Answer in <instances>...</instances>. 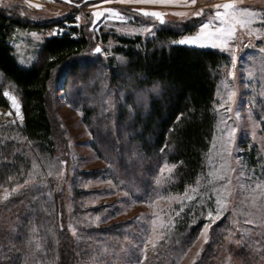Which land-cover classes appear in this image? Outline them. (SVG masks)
I'll use <instances>...</instances> for the list:
<instances>
[{"label":"trees","instance_id":"trees-1","mask_svg":"<svg viewBox=\"0 0 264 264\" xmlns=\"http://www.w3.org/2000/svg\"><path fill=\"white\" fill-rule=\"evenodd\" d=\"M66 21L61 19L39 25L0 10V109L9 110V102L3 95L8 85L18 94L24 117L23 127L0 131V150L8 151L11 165L20 172H29L33 160L30 158L35 154L56 156L59 147L55 142L56 126L51 118L49 101L52 88L65 78V88L72 86L81 91L80 84L86 88L94 81L89 79L92 75L87 71L101 65L103 82L114 94L115 103L106 98L108 110L117 113L115 126L120 129L129 126L126 127L127 136L118 130L114 135L104 136L94 130L92 135L110 142L118 155L127 139L133 153L151 161L145 168L149 172L147 178L142 176L139 166L133 168L122 157L117 162L118 170L126 174L130 167L136 179L139 178L133 183L138 188L140 185L148 187L152 197L184 195L196 187L202 194H208L209 189L213 191L219 187L218 180L209 183L212 177L206 176V162L219 122L217 94L224 79L223 71L231 65L230 57L218 50L176 44L181 37L192 34L198 23L170 25L159 29L153 38H144L114 32L96 35L90 24L80 30L66 29ZM53 27L66 29V32L57 31L55 36L44 41L43 50L49 58L39 66L22 67L12 45L15 33L23 29L41 31ZM99 41L110 54L109 60L95 63L85 59L84 54ZM81 72L84 79L68 82L71 77L78 78ZM100 92L99 86H94L87 94L95 103ZM136 94L146 96L145 101L135 105ZM122 95H125L124 104L120 101ZM82 107L86 125L90 126L95 118L98 126L106 127V122L97 118L99 107L106 108L103 104ZM259 155L252 147L244 156L243 163L249 171L258 172ZM108 162L113 165L112 160ZM163 166L171 167V172L162 173ZM50 171L44 167L38 183L0 204V220L5 222L0 224V264H125L126 257L118 260L112 254L120 249L119 246L133 255L132 262L127 261L129 263L178 264L197 240L205 221L206 199L186 203L166 226L163 238L155 248L143 250V237H137L134 226H95L85 219L87 210L76 202L80 201V194L75 195V202L71 200V210L79 216L78 221L68 223L76 217L71 218L66 207L65 189L49 175ZM56 174L52 172L53 176ZM201 178H204L202 183ZM38 209L40 212L30 221L29 217L35 215L32 212ZM7 210L12 211V215L6 216ZM56 210L63 216V227L57 226ZM70 227L76 229L79 236L73 235ZM127 227L131 229L127 230ZM243 229L240 232L250 237L251 226L246 225ZM232 232L229 220L216 223L209 235L210 244L198 264H232V258L226 260V251L235 253L234 244L225 242ZM235 254L234 262L237 257L245 262L250 259L244 253Z\"/></svg>","mask_w":264,"mask_h":264},{"label":"rangeland","instance_id":"rangeland-1","mask_svg":"<svg viewBox=\"0 0 264 264\" xmlns=\"http://www.w3.org/2000/svg\"><path fill=\"white\" fill-rule=\"evenodd\" d=\"M224 2L227 0H197L195 5L184 6L183 4L150 5L121 2V0H109L103 4H100V1L84 2L83 0H73L72 3L67 2V0H0V10L12 12L32 23L41 25L67 19L68 21L65 22L66 29L78 28L80 30L90 24V29L96 35H101L103 32H114L121 36L153 38L156 32L163 27L170 25L190 26L198 23L192 34L181 37L176 41V44L192 48L218 50L231 59V65L223 71L224 79L217 94L219 122L206 162L207 177L212 172L221 173L223 168L231 169L226 173L230 177L231 183L228 184L226 180H218L217 182L221 185L215 187L216 190H220L225 184H228L222 194L225 205L219 219L215 218L216 195L211 189L208 190V194H202L196 187L193 188L196 189L195 192L190 189L184 195L162 194L152 197V192L148 187L140 185L141 188H138L133 183L136 177L130 167L126 174L118 170L117 162L122 157L133 168L134 165L139 166L143 171L142 176L147 178L149 172L145 168L147 163L151 161L133 153L129 143H126L128 142L127 139L126 142H123L122 150L118 155L114 152L110 142L100 138L102 135H114L117 130L122 135L127 136L126 127L129 126L127 124L121 129L115 126L114 121L117 113L113 109H111L113 110L112 113L108 110L109 101L106 98L109 97L115 103L114 94L108 90L103 82L101 65L87 71L88 74L92 75L89 79L94 81H91L86 88L80 84L81 91H77L74 87L71 88L72 86L69 87L68 84V87L65 88V78H61L58 84L52 88L49 101L51 118L56 126L55 142L59 147L56 156L53 158L50 156L40 157L35 154L34 158H30L33 159L32 169L29 172L25 170L20 172L11 165L12 160L8 151L0 150V204L10 200L11 195L22 193L23 190L25 192L28 187L38 183L42 176V170L47 166L51 172L62 173V175L50 176L57 180L60 187H64V193L67 197V210L71 218L72 216L76 217V219L68 220V223L78 221L79 216L74 215L75 212L71 210L73 207L71 200L75 202V195L80 194L82 195L80 201L76 202L87 210L85 219H88L95 226L120 224L134 226L138 233L137 237H141V235L143 237L142 249L145 250L162 240L166 226L171 223L182 205L199 198L206 199L208 205L204 213L205 221L199 236L178 264H198L203 256V251L210 244L209 235L215 224L228 220L232 225L233 232L225 239V242L228 245L234 244L235 253H244L250 259L248 257L249 262H245L243 258L237 257L236 262H234L237 254L228 249L226 260L232 258L234 262L232 264H264V195H256L254 199L252 192L257 184L264 188V23L261 22V17L264 16V0H234L238 8L255 10L257 17L255 18L256 22L250 25L248 29L237 27L234 38L229 39L226 46L221 45L218 41L215 42L216 46H213L211 41H205L203 44L179 42L186 37L196 35L201 24L210 19L211 6ZM93 4L98 5V7H93ZM36 5H40V7H36ZM108 8L115 9L124 15V21L108 13L99 19L93 17L94 11H104ZM200 8L205 9V15H191V12ZM137 9L162 11L166 13L165 23L162 24L156 18L141 15ZM177 12H186L188 15L181 17L174 14ZM66 29L53 27L52 29L44 28L41 31L29 29L17 31L12 38V45L19 64L26 68L43 64L49 58V55L43 50L44 41L55 36L57 31L65 33ZM252 29L258 31H251ZM208 31H212V28H209ZM97 47L101 49L100 52L95 51ZM84 55L85 59H91L95 63H98L99 60L108 61L110 58L105 45L100 41L96 42L92 49ZM84 77L85 75L82 73L78 78L71 77L68 82L70 83L74 79L81 80ZM94 86H99L101 91L100 98L97 97L95 103L87 94L88 91H92ZM4 92H8L17 98L22 120L16 115L11 100L5 97L10 107L9 110L0 109V131L23 127V110L18 94L8 85L5 86ZM230 93L233 95L229 101ZM75 94L78 96L76 97ZM124 97L125 95L120 96L122 104L125 101ZM145 99L146 96L136 94L134 103L139 105ZM102 104L106 108L99 107L97 118H100L104 123L106 122V127L98 126L95 118L92 119L90 126L86 125L82 105L92 108ZM228 108H231L230 112L227 111ZM9 112L12 114L8 115ZM236 112L240 113L239 118H237ZM232 128H235L236 131L229 137L228 132ZM94 130H97L101 136L95 138L91 132ZM241 144L245 145L242 146ZM2 146L5 148V144ZM252 147L260 154L258 162L261 164L258 172L249 171L243 163L244 156L252 150ZM225 148L230 151L231 155H228ZM109 159L113 161L114 166L108 162ZM60 161L65 163L61 165ZM33 163L37 166L35 169ZM171 170L172 168L168 166L161 168L162 173H168ZM50 176L48 175V177ZM26 180L28 181L27 184H25ZM203 180L204 178H201L200 182H204ZM17 184L22 187L9 195L7 200H3L5 190L12 193V189ZM186 195L192 196L193 199H187ZM211 201L213 205L210 203ZM88 209L93 212L88 211ZM39 212L40 209L32 212L35 215L29 217L30 221H33ZM56 212L57 226L63 227V216L58 213V210ZM209 212L213 213L212 219L208 217ZM8 215H12V211L7 210L6 216ZM4 223L0 220V224L4 225ZM245 224L248 227L251 226L250 237L240 232L241 228L244 230ZM205 225L208 227L205 228ZM127 228V230L131 229ZM75 230L72 227L71 233L79 236ZM14 233L15 230L12 234ZM215 244L217 243L215 242ZM119 247L120 249L113 251L112 254L117 256L118 260H123L126 257L127 261L132 262L133 255L129 254L128 251L125 252L124 247ZM127 261L125 260V264H133Z\"/></svg>","mask_w":264,"mask_h":264},{"label":"snow or ice","instance_id":"snow-or-ice-1","mask_svg":"<svg viewBox=\"0 0 264 264\" xmlns=\"http://www.w3.org/2000/svg\"><path fill=\"white\" fill-rule=\"evenodd\" d=\"M67 2L72 3L73 0H67ZM109 0H100V4L107 3ZM121 2H129V3H143V4H150V5H174V4H183L184 6H191L195 5L197 3V0H121ZM93 7H98V5L93 4ZM36 7H40V5H36ZM137 11L146 17H152L156 18L160 21V23H165L164 17L166 13L162 11L157 10H146V9H137ZM105 13H108L112 16L118 17L121 21H124L125 17L121 13H119L115 9H105L104 11H94L93 17L95 19H99L101 16L105 15ZM178 16H186L188 13L186 12H177L174 13ZM191 15L193 16H203L205 15V9L200 8L198 10H195L191 12ZM210 19L203 22L200 26L199 32L194 36H189L181 41L180 43H187V44H203L205 41H211L213 42V46H216L215 42L218 41L221 45H227V42L229 39L234 38L235 32L237 27L248 29L250 25L254 24L256 22L255 18L257 17V12L250 8H238L234 0H227V2L224 3H217L211 6V11L209 12ZM77 20H79V17H77ZM261 22L264 23V16L261 17ZM215 25V27H213ZM209 28H212V31H208ZM150 30V29H149ZM251 31H258L256 29H252ZM251 31H249V34H251ZM96 52H100L101 49L97 47L95 49ZM3 95L5 97H8L11 100V105L15 109L16 115L20 117L22 120V115L20 113V105L17 101V98L15 96L10 95L8 92H4ZM232 93L229 94L228 100L230 101L232 99ZM223 106V105H221ZM227 111H231V108H228ZM12 113L9 112L8 115H11ZM240 113L236 112L237 118H239ZM15 123V121H13ZM236 129L232 128L231 131L228 132V136L231 137L232 133L235 132ZM225 151L228 153V155H231L230 151L225 148ZM226 162V161H225ZM61 165H63L65 162L60 161ZM34 169L37 167L35 163H33ZM231 171V169L223 168L221 173L212 172L209 173V175L212 177V180L209 181L211 184L213 180H226L228 184L231 183V179L229 176H227V172ZM31 175V174H30ZM49 175H52V172H49ZM57 175H62V173H57ZM243 175V173H241ZM28 181H25V184H27ZM228 184H225L223 188L220 190L213 189L215 195H216V205L217 210L215 213V218L219 219L222 210L225 205V200L222 198V194L224 189L227 188ZM22 187L21 185L17 184L15 188L12 189V193H9L7 190H5L2 199L7 200L9 195L16 192L18 188ZM259 190V192H257ZM193 192L196 191V189H192ZM252 192L254 194V199L256 195H264V188H262L261 185L257 184L255 189H252ZM187 199H193L192 196H187ZM183 209L181 208V211ZM209 219L213 218V213L209 212L208 214ZM214 222V220H213ZM155 223V221H153ZM251 223V221H249ZM208 225H205V228H207ZM155 248V244L153 245ZM37 248H39V245H37Z\"/></svg>","mask_w":264,"mask_h":264},{"label":"water","instance_id":"water-1","mask_svg":"<svg viewBox=\"0 0 264 264\" xmlns=\"http://www.w3.org/2000/svg\"><path fill=\"white\" fill-rule=\"evenodd\" d=\"M57 1H65V0H57ZM84 2H97V1H100V0H83Z\"/></svg>","mask_w":264,"mask_h":264}]
</instances>
